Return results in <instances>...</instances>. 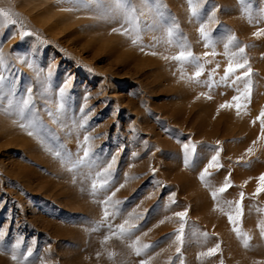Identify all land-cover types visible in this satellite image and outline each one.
Masks as SVG:
<instances>
[{
	"label": "rangeland",
	"instance_id": "374dc122",
	"mask_svg": "<svg viewBox=\"0 0 264 264\" xmlns=\"http://www.w3.org/2000/svg\"><path fill=\"white\" fill-rule=\"evenodd\" d=\"M133 2L144 12L141 27L155 25L143 29L136 45L133 34H121L128 25L110 0L103 7L0 0V8L11 9L17 20L0 24V264H264V191L254 195L264 174L257 119L264 110V34L255 35L264 29V0H201L199 19L187 0H157L163 21L141 0ZM200 23L211 34L209 47ZM173 24L178 31L170 44L166 27ZM230 36L236 39L229 51L243 47L252 69L250 102L239 101L247 105L240 115L235 106L220 107L234 105L232 98L241 96L249 79L243 77L246 69H238L222 80ZM178 42L203 65L199 82L189 79L195 65L171 59L181 51ZM29 95L42 122L39 136L20 127L15 111ZM53 151L83 163L69 171ZM217 152L220 167L209 168L201 181ZM108 165L109 187L93 196L87 175ZM226 178L231 186L214 200L212 191ZM108 196L119 203L109 206L117 214L107 223L115 230L127 220L134 228L130 236L112 235L105 242L107 225L92 229ZM237 202V227L247 234V247L226 214L237 215ZM180 212L186 213L183 220ZM181 224L183 243L176 239ZM137 238L140 255L129 247ZM217 245L215 254L201 255Z\"/></svg>",
	"mask_w": 264,
	"mask_h": 264
},
{
	"label": "snow or ice",
	"instance_id": "6c2138e0",
	"mask_svg": "<svg viewBox=\"0 0 264 264\" xmlns=\"http://www.w3.org/2000/svg\"><path fill=\"white\" fill-rule=\"evenodd\" d=\"M70 3H78V4H83L84 6H88L91 3H96L98 7H103V0H69ZM244 0H241V3H243ZM110 3L112 5V10L119 12L122 16L123 24H127L128 27L124 28L123 32L121 34L124 35H129L133 34L132 38V44L136 45L138 42L142 40V31L144 28L148 27H155V25H148L144 24L143 28L141 27V20L140 17L144 15L143 9L138 8L137 5L133 2V0H110ZM188 6H189V12L193 17H197L198 19L201 16V0H187ZM141 4L145 6H149V11L152 12L154 11L156 16L160 18L161 21H163L164 13L160 10L159 5L157 4V0H141ZM156 5L155 8L152 7V5ZM16 14L9 8H0V24L3 23H12L15 24L17 23V20L14 18ZM215 18V13L213 12L212 15L208 17V20L211 21ZM22 23V22H21ZM123 26V25H122ZM113 31H119V29H113ZM178 31V25H169L166 27V36H167V42L168 43H173V38L176 35ZM199 33L201 37L205 41V47H209L213 41L211 38V34L206 31V24L205 23H200L199 27ZM24 34H30V33H24ZM264 34V29H261L259 32L255 33V35H261ZM235 36H230L228 37L227 42L224 44L225 52L224 55L229 58V62L227 65V68L225 69L224 77H222V80H227L228 77L235 73L238 69H246L243 72V77H249L247 85L245 87L244 92L241 94V96H234L232 99L236 103L230 104V103H225L220 105L221 108L224 107H233L235 106L237 109V115H240V110L241 108H246V104H241L239 101L243 98L246 101L250 102V96H251V73L252 69L248 65V60L244 57V52L245 49L243 47L239 48L238 51L235 52H230L229 48L230 46L235 42ZM178 47H180L181 51L175 55L172 56L171 59L178 61L180 64H185V63H191L196 66L197 70L194 73L192 77L189 79L191 81L199 82V77L203 74L204 67L203 65L199 62V58L195 57L194 54L188 50V46L184 43H179L178 42ZM155 55L156 53H152ZM209 54L211 55H216L215 52L212 53H205V56H208ZM169 57H165V59H168ZM243 59V62L241 63L240 60ZM4 58L2 52H0V67L4 66ZM31 67V64L29 65ZM237 80L241 79L240 76L236 77ZM5 80V77L0 74V86L3 85ZM29 94L31 93V89H28ZM61 96H63L64 89L60 90ZM210 98V97H209ZM12 107V101H9V108ZM64 105L61 103L58 105V111L62 110ZM16 114L19 117L21 123L20 127L27 130L29 135H37L39 136L40 130L42 127V122L40 121V118L34 108V103L31 98V95L27 99H23L19 105L16 106L15 108ZM49 115H53L51 111H49ZM258 120H260L261 123V137L264 138V110L261 111L260 115L257 117ZM255 123V121H253ZM89 137L85 136L84 137V144H88ZM43 142V141H42ZM255 143V142H254ZM47 150L52 151V148L50 146H47ZM187 149L188 146L185 145V164L187 165L189 162V158L187 155ZM91 148L85 147L83 150V158L87 159L90 155ZM248 153H252L253 149L249 148ZM52 154L59 158L61 160V163L70 165L69 171L74 170L77 166L83 163V160H76L73 161L71 159L70 154L68 153H63L61 151H53ZM218 155L219 152L215 156L211 158V161L207 165V167L204 169V171L200 174V179L201 181H205L206 176H209L210 173L208 172L209 168L213 167H220L218 163ZM111 168V165H108L107 168H104L101 171L95 172V175H93L91 172L87 175V179L90 181V191L93 196H95L98 192L101 191H106L109 187L110 179H111V173L109 172V169ZM230 183L228 182V178H226V182L223 187H220L219 189L212 191L211 195L213 199L215 200L218 196L219 193H223L227 190L228 187H230ZM264 191V174H261V176L258 178V186L256 189V192L254 195H258L260 192ZM113 196L115 193L112 194ZM241 195V202L243 200V193ZM241 202L236 203V213L237 215L234 217L230 213H226L228 215L229 222L233 224V231L237 233L238 236L243 235L245 236L244 240V245L247 247L248 246V239L247 234L242 233L240 228L237 227V222L239 219V216L242 214V204ZM104 207V213H103V218L100 222H98L97 227L93 228L92 230H98L99 227H103L107 225L110 235L105 236L104 241L106 242L108 239L112 237V235H117L119 238H123L125 236H130L132 233V230L134 228V225L130 224L129 221H125L123 224H120L118 226H115V230L113 229V225L108 224V218L110 215H116L117 212H109V206L114 207L116 204H118V201H113L111 196L106 197L105 200L100 201ZM229 205L231 206L232 202H228ZM177 216L181 218V220L184 219L186 216L185 212H180L176 213ZM163 223V221H161ZM178 235L176 237L177 241L180 243H183V224H181L180 229H178ZM262 235H264V227H262ZM4 238V232L0 230V241H2ZM140 243L139 238L136 239L132 244L129 245V247L133 248L134 251L136 252L137 255H140L142 252V249L140 247H137V245ZM21 247V241H17V243L13 246L12 248V259L17 260V250ZM150 245H143V248H148ZM219 249V245L216 246V248H211L208 250L207 253H201V255H213L216 253V251ZM177 252H180V248H177ZM28 255H31V249H28ZM114 254H110L113 256ZM26 259V257H25ZM20 264H23V261L20 262ZM141 264H146V262L142 261Z\"/></svg>",
	"mask_w": 264,
	"mask_h": 264
}]
</instances>
